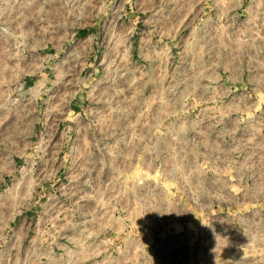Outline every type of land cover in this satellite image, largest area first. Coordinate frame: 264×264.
Here are the masks:
<instances>
[{"label":"rangeland","instance_id":"374dc122","mask_svg":"<svg viewBox=\"0 0 264 264\" xmlns=\"http://www.w3.org/2000/svg\"><path fill=\"white\" fill-rule=\"evenodd\" d=\"M263 155L264 0H0V264H264Z\"/></svg>","mask_w":264,"mask_h":264},{"label":"crops","instance_id":"0c3cea01","mask_svg":"<svg viewBox=\"0 0 264 264\" xmlns=\"http://www.w3.org/2000/svg\"><path fill=\"white\" fill-rule=\"evenodd\" d=\"M260 158L256 162L251 163L250 166H249V168H246V169L251 172V175L252 176L254 174H258L259 176H262V178H263L262 188L264 190V155H263V157H260ZM238 169L239 170L237 171V173L234 172V176L235 177H237V176L238 177H243L244 179H245L246 176L249 177L247 174H246V176L244 174H240L239 172H242V170H241L240 167H238Z\"/></svg>","mask_w":264,"mask_h":264},{"label":"built area","instance_id":"2783aa9c","mask_svg":"<svg viewBox=\"0 0 264 264\" xmlns=\"http://www.w3.org/2000/svg\"><path fill=\"white\" fill-rule=\"evenodd\" d=\"M236 178H238L240 181H243L244 180V178L243 177H236ZM245 183H246V185H247V181H245ZM239 185V184H238ZM231 191H232V189H231Z\"/></svg>","mask_w":264,"mask_h":264}]
</instances>
